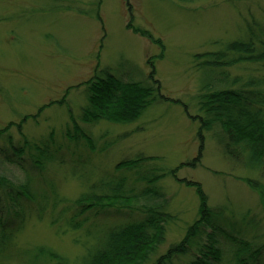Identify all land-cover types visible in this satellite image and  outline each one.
Here are the masks:
<instances>
[{
    "label": "rangeland",
    "instance_id": "rangeland-1",
    "mask_svg": "<svg viewBox=\"0 0 264 264\" xmlns=\"http://www.w3.org/2000/svg\"><path fill=\"white\" fill-rule=\"evenodd\" d=\"M249 25L264 28V0H0V128L13 123L15 143L22 140L21 133L38 144L54 135L56 145L65 147L71 110L96 145L102 143L97 139L102 131L113 139L127 135L119 136L109 155L102 156L106 168L122 157L144 154L172 171L199 155L196 166L178 169L176 177L166 176L157 185L165 193L170 219L147 264L180 242L197 219L195 188L182 180L201 184L208 206L222 212L217 223L223 229L242 236L247 229H259L262 234L264 168L229 157L220 126L203 129L206 117L197 106L208 74L198 66L203 60L195 57L218 51L221 42L243 36ZM260 65L224 69L232 78L246 79L249 74L264 75ZM105 73L123 81L144 80L155 88L159 84L172 101L155 102L132 124L89 127L80 121L87 102L80 85ZM76 189L71 181L61 187L69 197ZM201 241L206 242L205 234ZM18 242L68 255L76 249L70 236L57 237L46 223L34 221ZM191 255L180 256V264H188Z\"/></svg>",
    "mask_w": 264,
    "mask_h": 264
},
{
    "label": "trees",
    "instance_id": "trees-1",
    "mask_svg": "<svg viewBox=\"0 0 264 264\" xmlns=\"http://www.w3.org/2000/svg\"><path fill=\"white\" fill-rule=\"evenodd\" d=\"M248 27L243 36L221 42L218 51L195 57L203 60L198 66L208 74L197 106L206 117L200 119L203 129L220 126L229 157L262 169L264 75L232 78L224 69L239 64L264 67V28ZM133 30L151 37L147 31ZM80 86L87 97L80 121L89 127L132 124L155 102L172 101L160 92L159 84L155 88L144 80L123 81L109 73L93 75ZM68 113L65 147L56 145L54 135L38 144L21 133L22 140L15 143L10 133L14 124L0 128V264H147L148 253L170 219L165 193L157 185L166 176L176 177L178 169L196 166L200 156L172 171L144 154L122 157L106 168L102 156L109 155L119 136L127 135L113 139L102 131L97 138L102 143L96 145L73 112ZM67 181L76 183L73 197L61 190ZM182 181L195 188L200 202L197 219L183 239L152 264H180L179 257L190 251L188 264H264V233L247 229L242 236L223 229L217 223L222 212L208 206L201 184ZM33 221L46 223L57 237L70 236L73 255L41 244H19V236ZM204 234L206 242L201 241Z\"/></svg>",
    "mask_w": 264,
    "mask_h": 264
}]
</instances>
